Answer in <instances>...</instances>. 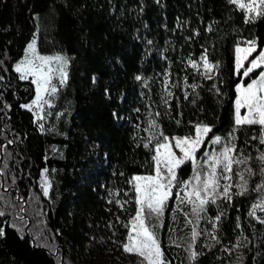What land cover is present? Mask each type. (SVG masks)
<instances>
[{
  "label": "trees",
  "instance_id": "obj_1",
  "mask_svg": "<svg viewBox=\"0 0 264 264\" xmlns=\"http://www.w3.org/2000/svg\"><path fill=\"white\" fill-rule=\"evenodd\" d=\"M36 33L41 54L71 58L67 83L44 112L43 130L21 107L35 98V85L15 71ZM253 38L258 48L246 66L264 49V18L245 24L243 10L228 0H0V145L15 140L7 149L11 158L4 152L0 162L7 159L16 177L15 185L8 178L11 199L24 201L23 212L17 207L0 217V264H140L121 247L137 208L132 178L154 173L161 131L191 136L203 123L213 126L206 143L228 136L235 127L236 86L259 76L255 71L243 80L236 72L235 46ZM205 48L209 60L219 63L211 79L189 63L201 61ZM185 80L197 85L195 91ZM151 121L156 131L149 135ZM259 132L258 125L236 130L237 150L251 157L248 166L256 173L247 177L245 195H233L231 203L217 199L195 220L173 188L161 226L154 228L168 264H264V225L248 215L264 195L256 190L264 184L257 160L264 145L252 139ZM45 168L47 197L41 187ZM179 177L192 179L190 162ZM238 182L233 175L232 183ZM221 212L217 244L209 219ZM255 213L264 217L259 208ZM241 231L250 243L224 252ZM190 249L199 253L195 259Z\"/></svg>",
  "mask_w": 264,
  "mask_h": 264
},
{
  "label": "snow or ice",
  "instance_id": "obj_2",
  "mask_svg": "<svg viewBox=\"0 0 264 264\" xmlns=\"http://www.w3.org/2000/svg\"><path fill=\"white\" fill-rule=\"evenodd\" d=\"M159 2V0H157ZM229 3L237 5L244 12L245 24L255 23L258 19L264 18V0H228ZM212 31L211 26L207 29ZM199 35V33H195ZM149 44L152 41H148ZM244 47H241V42L235 46V67L237 73L248 58L257 52L258 43L257 39H247L242 41ZM203 61L204 73L203 75L211 79L213 69H219V63H212L209 60L208 49H204V54L200 58ZM71 58L65 54L55 55H41L37 51V39L34 34L33 39L26 45L24 50V57L15 64V71L20 74V79L25 80L32 77L31 83L35 85V98L29 104H22L21 107L32 111L35 107L36 111L34 116L38 121L45 119V116L40 113L44 110V106L51 107L54 100L53 98L58 93V85L53 83L55 73H59V86H63L68 78V66ZM3 61L0 60V64ZM193 68L197 67L196 62L189 61ZM55 65V67H53ZM264 67V49L259 51V54L249 62V66L244 69L243 77H249L250 73L258 68ZM141 80L140 76L136 77ZM4 80V76L0 75V81ZM167 86V81L165 82ZM193 91L197 88L196 84L187 85ZM236 99H235V127L228 134L226 138L219 135H214L210 143L212 145L220 144L221 148L218 151L209 153L205 151L203 158L197 157V152L201 146L204 145L208 134L212 133L213 126L203 123L195 125L194 136L173 137L175 140V148L179 149L181 153L177 156L172 150L169 137L159 132V136L163 138L162 142H157L155 145V155L152 160L154 161L155 175L148 176H134L135 181V204L137 205L135 216L130 221L131 229L129 231L127 242L121 245L123 252L130 255H136L140 258V264H168L164 258L163 250L161 249L160 241L157 233L154 231L155 225L147 223L149 217L155 216L160 220L165 213L166 202L172 197L173 188H178L176 199L178 203H188L192 205L191 212L198 219L201 218L202 213H206L207 205L215 204L217 199L223 198L231 203L233 195L243 196L248 192V179L247 177L255 175L253 168L248 166L250 156L243 154L242 150L238 151L235 144L237 128L248 125H258L260 132L258 136H253L252 139L258 140L259 144L264 145V71L259 73L257 79H252L246 86L238 84L236 86ZM219 94V91L217 90ZM47 94L48 98H45ZM171 95V93H169ZM185 99H188V93H185ZM195 103V99L192 101ZM10 109V106L5 105ZM241 109H246V113L242 116ZM47 115V114H46ZM116 115V114H114ZM159 115V113H157ZM149 127H156L155 121L149 122ZM39 128L43 130L44 124L40 123ZM156 134L153 133L151 139H155ZM15 143L14 139H8L6 144L0 145V154L7 152L8 145ZM145 148L149 147L148 143L144 144ZM7 157L11 158V153L7 152ZM203 159V162H201ZM257 160L262 165L259 172L264 176V152H261ZM191 163L193 168V179L197 182L193 185L191 192H185L184 196L180 195V191L188 188L190 181L180 179L179 170L186 163ZM164 165L163 171L161 165ZM234 165H243L242 170L234 169ZM219 168V171L217 169ZM48 169L45 168L41 173V187L43 195L49 196V189L51 184L49 182ZM233 175L239 177L238 183H232ZM11 178V183L15 185L16 177L9 170L7 159L0 162V178H4L0 182V217H5L14 208H19L20 212L24 211V201L22 197H17L15 200L11 199V193L8 188V178ZM224 181V183H221ZM237 191L234 193L232 189ZM257 191L264 193V184L257 186ZM113 195H119L115 193ZM125 196L128 193H124ZM19 201V203H17ZM109 200V203H112ZM116 203L123 208V203L116 200ZM124 203H127L125 201ZM259 208L264 211V195H261L260 201L253 205V210L248 213L249 216L256 219L261 225H264V217H257L255 210ZM223 216L221 212L215 217V220L209 219L212 225L213 232L209 233L211 239L219 244L221 239L214 233L218 231V222ZM17 218L23 220L22 216ZM191 222V221H189ZM15 227V225H13ZM237 228H240L239 223ZM5 235V230L0 227V237ZM199 233L195 228L192 230V240H195ZM250 243L249 237L244 235L241 231L232 246L224 247L222 250L229 255L234 251H238L242 247H246ZM264 243V240H262ZM191 247V245L189 246ZM199 255L198 252H192V258L195 259ZM241 259V257H237Z\"/></svg>",
  "mask_w": 264,
  "mask_h": 264
},
{
  "label": "rangeland",
  "instance_id": "obj_3",
  "mask_svg": "<svg viewBox=\"0 0 264 264\" xmlns=\"http://www.w3.org/2000/svg\"><path fill=\"white\" fill-rule=\"evenodd\" d=\"M36 39H37V51L39 52V49H38V38H37V33H36ZM241 47H244V45H243V43L241 44ZM39 54H41L40 52H39ZM41 55H43V54H41ZM52 55H55V54H52ZM252 56V55H251ZM24 57V56H23ZM250 58V57H249ZM248 58V59H249ZM23 59V58H22ZM20 61V60H19ZM18 61V62H19ZM17 62V63H18ZM197 64V67H196V69L203 75V73H204V65H203V61L201 60V61H199L198 63H196ZM246 64H247V61L245 62V64H244V68H241L240 69V71H239V73L242 75L243 74V71H244V69L245 68H247L248 66H246ZM53 67H55V65H53ZM67 71L69 72V66H68V69H67ZM255 71H259V73L261 72V71H264V67H262V68H258V69H256V70H254L253 72H255ZM237 72V71H236ZM19 74V73H18ZM213 74H214V69H213V71H212V73H211V76H213ZM20 75V74H19ZM250 75H251V73H250ZM249 75V76H250ZM204 76V75H203ZM205 77V76H204ZM259 77V76H258ZM257 77V78H258ZM242 78H243V80L246 78V77H243V75H242ZM256 78V79H257ZM68 79V78H67ZM25 80H32V77H28L27 79H25ZM53 83L54 84H57L58 85V93H59V90L60 89H62V88H64L65 87V85H66V83H67V81H66V83L63 85V86H59V73L57 72V73H55L54 74V78H53ZM240 84H243V81L240 83ZM244 85V84H243ZM58 93L55 95V97L53 98V100H54V102H53V104H52V106L51 107H48L47 105H45L44 106V110L40 113L41 115H43L44 116V112H45V110H47V109H50V108H52L54 105H55V102H56V99H57V96H58ZM166 97H168V94L166 95ZM45 98L47 99L48 98V96H47V94H45ZM165 103H166V100H164V102H163V105H165ZM165 109V108H164ZM36 111V109H35V107L33 108V110L31 111L33 114H34V112ZM246 109H241V115L243 116L245 113H246ZM35 119H36V117H35ZM37 120V119H36ZM38 121V120H37ZM42 121H44V120H42ZM42 121H38V123L40 124V123H42ZM154 131H156V127H149L148 128V131H147V133L149 134V135H151L150 133H152V132H154ZM195 135V134H194ZM194 135H191V136H194ZM173 137H184V136H169V140H170V144H171V146H172V150L175 152V154L177 155V156H180L181 155V153L179 152V149H177V148H175V140H173L172 138ZM221 147L219 146V144H217V145H212L210 142H208V143H206V140H205V142H204V145H202L201 146V148H200V150L197 152V157L198 158H203V159H207L206 157H204V153H205V151H207V152H209V153H213L214 151H218L219 149H220ZM203 159H201V162H203ZM163 169H164V165L162 164L161 165V170L163 171ZM217 171H219V168L217 169ZM152 175H155V171H154V173L152 174ZM144 176H148V175H144ZM49 179V178H48ZM190 181V183H189V185H188V188L187 189H184V191H183V193L185 194V192H191V189H192V187H193V185H195L197 182L193 179V177H192V179H190L189 180ZM50 182V181H49ZM132 183H133V185L135 184V181H133L132 180ZM221 183H224V181H221ZM50 190V189H49ZM191 205V204H190ZM191 207H192V205H191ZM194 216V215H193ZM162 219V218H161ZM161 219L160 220H158L157 219V217H155L154 215L153 216H151V217H149V219H148V221H147V223L149 224V225H155L156 227L155 228H157V227H160L161 226ZM194 219L195 220H197L198 218L196 217V216H194ZM130 229H131V224H130ZM130 229H129V231H130ZM191 251H190V255H191V257H192V252H193V249H190Z\"/></svg>",
  "mask_w": 264,
  "mask_h": 264
}]
</instances>
